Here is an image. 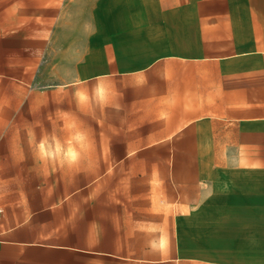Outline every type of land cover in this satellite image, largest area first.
I'll return each instance as SVG.
<instances>
[{
    "label": "rangeland",
    "instance_id": "rangeland-1",
    "mask_svg": "<svg viewBox=\"0 0 264 264\" xmlns=\"http://www.w3.org/2000/svg\"><path fill=\"white\" fill-rule=\"evenodd\" d=\"M159 1L152 20L175 2ZM2 15L0 241L34 243L19 255L37 264H264L235 218L243 191L264 192V54L232 55L264 45H226L220 75L147 58L165 45L140 43L137 0H3ZM81 130L78 164L39 158Z\"/></svg>",
    "mask_w": 264,
    "mask_h": 264
},
{
    "label": "crops",
    "instance_id": "crops-1",
    "mask_svg": "<svg viewBox=\"0 0 264 264\" xmlns=\"http://www.w3.org/2000/svg\"><path fill=\"white\" fill-rule=\"evenodd\" d=\"M137 3L139 15L130 16V25L138 26L140 43L148 45L157 42L165 45V54H155L147 58L158 60L172 57L200 65L213 63L219 66L220 75H226L227 67L223 68V61L229 56L247 53L264 54V46L240 48L232 55L227 54L229 48L226 47L230 44L245 43L264 45V3H236L235 0H175L170 5L171 14L160 21L152 20L147 13L149 9L165 8L163 4L160 5L159 0H137ZM131 8L130 3L129 9ZM2 12L3 0H0V75L4 73ZM151 64L147 63L145 67ZM2 117L3 106L0 104V119ZM251 174L253 180L258 176L253 171ZM260 193L261 188H254V185L252 191H243L242 199L238 202L246 206V210L237 212L235 216L236 219L247 221L250 229L244 231L242 227V234L251 233L254 241L257 237L264 239V211L260 210V205H264V192L262 195ZM14 229L13 227L7 231L13 232ZM33 245L32 242L13 238L0 241V264H37L35 259H21L19 255L20 250ZM262 260L264 262V259Z\"/></svg>",
    "mask_w": 264,
    "mask_h": 264
},
{
    "label": "clouds",
    "instance_id": "clouds-1",
    "mask_svg": "<svg viewBox=\"0 0 264 264\" xmlns=\"http://www.w3.org/2000/svg\"><path fill=\"white\" fill-rule=\"evenodd\" d=\"M102 104H107V96L100 99ZM89 145V137L86 131H78L68 141H61L53 137L42 139L37 145L38 155L41 160L60 162L69 166L80 162L84 150Z\"/></svg>",
    "mask_w": 264,
    "mask_h": 264
}]
</instances>
